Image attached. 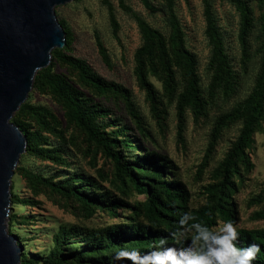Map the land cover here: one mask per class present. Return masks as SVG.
Wrapping results in <instances>:
<instances>
[{"label": "rangeland", "instance_id": "obj_1", "mask_svg": "<svg viewBox=\"0 0 264 264\" xmlns=\"http://www.w3.org/2000/svg\"><path fill=\"white\" fill-rule=\"evenodd\" d=\"M211 4L226 35V51L237 75L232 89L214 84L204 0H72L56 7L58 19L66 31V45L55 50L85 61L92 73L122 85L126 89L123 94L101 93L82 82L78 69L56 54L50 65L43 68L50 67L48 73L64 77L89 102L110 107L122 117L131 130L120 133L117 138L130 139L131 145L139 146V149H131L133 153L124 148L123 155L134 158L143 156L147 150L170 158L177 165L178 176L189 192L191 208L206 203L205 187L220 180L218 171L244 123L241 119L235 120L216 131L217 119L251 94L264 56V8L260 0L249 1L252 25L246 43L239 37L242 13L237 3L211 0ZM170 7L184 31L186 47L197 58L199 85L203 91L200 108L188 103L180 111L179 95L187 87V79L181 73L173 84L174 89L170 90L165 85L163 71H148L155 102L150 100L136 73L135 54L143 44L138 18L169 36V22L162 10ZM24 105L28 106L20 112ZM43 108L54 117L46 114ZM20 109L14 119L18 116L24 127L40 133L44 140L36 148H57L70 155L58 152L57 156L64 159H48L27 150L22 154L24 160L20 159L12 177L9 233L20 239L26 259L33 264H93L70 257L63 258L60 263L49 259L50 250L55 246L54 235L61 234L63 228H100L125 223L133 213L131 207L144 202L146 195L138 193L129 181L119 179L115 163L105 148L69 119L65 104L49 90H41L34 84ZM39 113L46 114L44 125L36 121ZM110 120L113 125L105 130L115 136L114 117ZM138 121L142 130L137 127ZM246 152L254 167L248 170L246 163L239 162L241 176H235L238 187L233 194L238 217L235 226L237 229H260L264 228V219H258L254 214L264 208V199L260 201L258 197L264 190V114ZM78 176L93 178L114 198L125 202L119 204L117 215L99 205H94L92 211L86 210L77 198L59 192L52 185L63 178ZM71 184L84 185L77 181ZM222 223L224 221L219 220L215 227ZM81 245H84L83 238L72 235L64 246L65 253H71L74 248L80 251Z\"/></svg>", "mask_w": 264, "mask_h": 264}, {"label": "trees", "instance_id": "obj_2", "mask_svg": "<svg viewBox=\"0 0 264 264\" xmlns=\"http://www.w3.org/2000/svg\"><path fill=\"white\" fill-rule=\"evenodd\" d=\"M234 1L242 13V29L239 37L243 43H246L245 39L249 27L252 25L250 0ZM260 1L264 8V0ZM204 3L206 6L207 36L212 45L210 65L214 70V84L219 87L223 85L225 89H232L233 81L237 78V75L232 70L231 58L226 51V35L218 24L216 15L212 10L211 0H204ZM162 11L169 22V36L151 26L144 19L138 18L143 44L135 54L137 76L150 100L155 102V92L152 83L148 80V71H163L165 85L170 90L174 89L173 84L179 75L178 73H181L187 79V87L179 95L180 111L188 103L200 108L202 104L200 93L203 91L199 85L196 55L185 45L184 31L173 8L170 7ZM53 54L77 68L81 81L94 86L101 93H125L126 89L122 85L92 73L85 61L64 55L58 50H54ZM49 69L50 67L44 70L41 69L36 75L34 84L39 89L49 90L53 95L60 98L66 106L69 119L84 128L93 140L105 148L115 163L119 179L123 182L129 181L138 193L146 195L144 202H138L131 207L133 213L129 217V221L125 223H114L100 228L83 226H76L71 229L63 228L61 234L54 235L55 246L50 250L49 259L55 263H60L63 258L70 257L78 262L91 261L93 264H110V255L116 247L138 248L143 254V252L150 250V246L158 242L160 238H167L169 245H173L174 241L169 233L176 230L178 227L177 221L184 212H191L196 217V222H202L210 227H215L219 220L232 221L234 225L236 224L238 217L233 194L238 187V183L235 176H241L239 162L246 163L248 170L254 167L246 149L250 145L253 134L264 114V56L261 72L251 94L238 106L217 119L216 131L235 120L241 119L244 123L239 136L218 171L220 180L205 187L206 203L199 208L189 206V192L178 176L177 165L170 158L155 151L147 150L144 151L143 156L136 155L134 158L123 155L124 148H127L126 151L131 153H133L131 149H139L137 144H130L132 142L130 139L122 141L117 138L120 133H128L131 127L124 123L122 117L112 108L89 102L83 97L82 92L64 77L48 73ZM127 101L132 105L130 99H127ZM27 106H22L20 112L25 110ZM43 110L50 117H54L49 110L45 108ZM46 114H37L36 121L44 125L43 119ZM111 116L114 117V126H117L115 136L110 135L105 130V127L113 125L110 123ZM13 121L27 137V151L48 159H57V157L64 159L57 156L58 152H62L67 156L70 155L66 154L65 150H57V148H36L40 146L41 142H44L41 139V134L29 130L30 128L27 126L24 127V123L18 116L15 119L13 117ZM140 124L138 121L137 127L139 126L142 130L143 127ZM24 156H22L21 161L24 160ZM39 175L43 176L41 177L42 180H46L43 174ZM74 181L84 183V185L82 187L76 184L70 185ZM52 185L59 192L77 198L82 202L84 208L89 211L93 210L94 205H99L106 208L113 215H117L116 211L119 204L125 203L114 198L110 191L101 188L90 177L63 178L56 184L52 183ZM258 197L260 201L264 199V190ZM28 201L29 205H32V201ZM254 216L258 219H264V208L256 212ZM191 223L192 221L189 222V224ZM237 230L239 233L237 246L247 247L251 243L259 244L261 250L257 253L253 264H264V228H239ZM192 234V232H185L186 237H190ZM72 235L83 238L84 245H81L80 251L74 248L75 250L71 253H65L64 246L67 245V241ZM186 242V240L182 241V243ZM175 246L180 247L182 244H176ZM22 255L23 264H33L26 259L27 256L24 252ZM116 264H131V262L118 261Z\"/></svg>", "mask_w": 264, "mask_h": 264}, {"label": "water", "instance_id": "obj_3", "mask_svg": "<svg viewBox=\"0 0 264 264\" xmlns=\"http://www.w3.org/2000/svg\"><path fill=\"white\" fill-rule=\"evenodd\" d=\"M72 0H0V264H22L20 239L8 230L11 184L27 137L13 121L37 73L66 45L56 7Z\"/></svg>", "mask_w": 264, "mask_h": 264}, {"label": "clouds", "instance_id": "obj_4", "mask_svg": "<svg viewBox=\"0 0 264 264\" xmlns=\"http://www.w3.org/2000/svg\"><path fill=\"white\" fill-rule=\"evenodd\" d=\"M177 224L176 230L169 233L173 245H169L167 238H160L143 254L138 248L116 247L110 255V264L118 261H130L131 264H253L261 250L257 243L238 247L239 233L232 221L210 227L196 222L191 212H184ZM186 231L193 234L186 237ZM185 240L187 242L182 243Z\"/></svg>", "mask_w": 264, "mask_h": 264}]
</instances>
